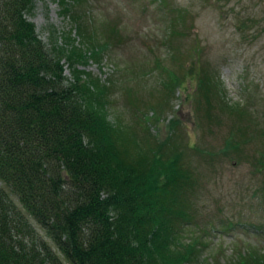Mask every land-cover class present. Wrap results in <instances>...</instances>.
<instances>
[{
  "label": "trees",
  "instance_id": "1",
  "mask_svg": "<svg viewBox=\"0 0 264 264\" xmlns=\"http://www.w3.org/2000/svg\"><path fill=\"white\" fill-rule=\"evenodd\" d=\"M83 2L59 0L71 26L45 43L34 0H0V264L190 262L195 179L149 127L140 143L111 119V81L83 67L119 26L92 28Z\"/></svg>",
  "mask_w": 264,
  "mask_h": 264
},
{
  "label": "rangeland",
  "instance_id": "2",
  "mask_svg": "<svg viewBox=\"0 0 264 264\" xmlns=\"http://www.w3.org/2000/svg\"><path fill=\"white\" fill-rule=\"evenodd\" d=\"M34 3L27 17L43 42L70 28L59 0ZM80 9L107 35L119 26L101 62L83 67L111 81V119L140 143L149 127L183 152L195 179L184 264L264 257V0H84Z\"/></svg>",
  "mask_w": 264,
  "mask_h": 264
}]
</instances>
